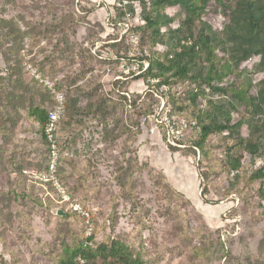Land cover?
Masks as SVG:
<instances>
[{"label": "rangeland", "instance_id": "obj_1", "mask_svg": "<svg viewBox=\"0 0 264 264\" xmlns=\"http://www.w3.org/2000/svg\"><path fill=\"white\" fill-rule=\"evenodd\" d=\"M236 1L209 5L214 34ZM114 2L0 0V264H61L90 230L93 250L119 240L144 264H264V182H250L261 160L223 134L194 147L199 112L215 111L209 100L231 124L247 111L213 92L193 106L198 83L140 78L142 58L129 56L118 24L129 17L142 48L145 22L124 17L129 4L108 17ZM161 12L184 20L179 8ZM189 29L196 38L201 25ZM234 70L225 84L264 79L259 58ZM34 108L58 113L52 141ZM169 120L187 126L178 142ZM230 155L242 161L237 172Z\"/></svg>", "mask_w": 264, "mask_h": 264}, {"label": "trees", "instance_id": "obj_2", "mask_svg": "<svg viewBox=\"0 0 264 264\" xmlns=\"http://www.w3.org/2000/svg\"><path fill=\"white\" fill-rule=\"evenodd\" d=\"M214 1L218 0H126L131 10L130 15L125 13L124 17L141 15L145 22L144 32H148V35H144L148 47L142 48L148 52L149 67L141 73L140 78L161 80L158 85L170 89L178 83H198L190 95V101L196 107L207 98V92L230 96L242 104L248 113L247 120L231 124L229 116L227 119L219 116L221 105L214 106L209 100L207 104L215 111L199 112V138L194 147L203 152L210 136L227 135L233 141V146L244 155L261 160V164L253 170L250 182H264V79L257 85L253 81L238 86L237 82L224 83L235 76L234 67L249 60L259 58L261 68H264V0H237L223 36L214 34L209 24V20L217 19L215 11L207 10ZM174 7L184 12L182 23L161 12ZM124 9L115 8V11ZM196 22L200 23L201 30L194 38L189 28ZM159 47H166V50L161 52ZM30 117L40 127L42 138L47 140L48 111L34 108L30 111ZM243 123L247 125L245 135L241 133ZM230 165L231 171L237 172L242 167V161L230 155ZM93 241V235L90 239L86 238L61 264H76L78 258L90 264L97 255L118 264H144L119 240L114 239L110 245H101L97 250L92 249Z\"/></svg>", "mask_w": 264, "mask_h": 264}, {"label": "built area", "instance_id": "obj_3", "mask_svg": "<svg viewBox=\"0 0 264 264\" xmlns=\"http://www.w3.org/2000/svg\"><path fill=\"white\" fill-rule=\"evenodd\" d=\"M125 4H126V0H115L113 4L114 7L110 11V14L108 15V17L114 15L115 8H122ZM118 25L119 27L121 26L124 29V33L122 34L120 41L123 39L125 40L124 42L128 46L129 56L136 58L138 55H140L142 58V60H139L137 66L134 67L137 69L138 74L140 75L141 73L145 72L149 67V62L147 60L148 52L146 49H143L140 47L138 36L135 33L130 32L132 23L129 17L124 18L122 23H119ZM123 65L124 67H127L126 62H124ZM149 81H152V80H149ZM58 121H59V115L57 112L50 114L48 123L46 125V130H45L46 136L50 141L53 140L52 132L55 128V124ZM186 127L187 126L185 124L176 125L175 122H173L172 120H169L168 125H167V136H168L169 141L174 142V143L178 142L180 140L181 133ZM86 217H89V215H86ZM91 237H92V230H90L87 235L88 239H90ZM75 262L76 264H85L82 258L76 259Z\"/></svg>", "mask_w": 264, "mask_h": 264}, {"label": "water", "instance_id": "obj_4", "mask_svg": "<svg viewBox=\"0 0 264 264\" xmlns=\"http://www.w3.org/2000/svg\"><path fill=\"white\" fill-rule=\"evenodd\" d=\"M58 215H60V216H64L65 214H64V212L59 211V212H58Z\"/></svg>", "mask_w": 264, "mask_h": 264}, {"label": "crops", "instance_id": "obj_5", "mask_svg": "<svg viewBox=\"0 0 264 264\" xmlns=\"http://www.w3.org/2000/svg\"><path fill=\"white\" fill-rule=\"evenodd\" d=\"M109 3H112L113 2V0H107Z\"/></svg>", "mask_w": 264, "mask_h": 264}]
</instances>
